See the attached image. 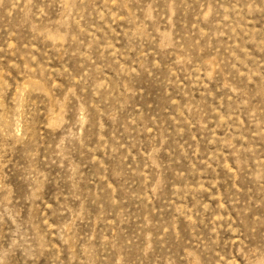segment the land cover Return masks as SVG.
Instances as JSON below:
<instances>
[{
  "label": "rangeland",
  "instance_id": "rangeland-1",
  "mask_svg": "<svg viewBox=\"0 0 264 264\" xmlns=\"http://www.w3.org/2000/svg\"><path fill=\"white\" fill-rule=\"evenodd\" d=\"M0 264H264V0H0Z\"/></svg>",
  "mask_w": 264,
  "mask_h": 264
}]
</instances>
